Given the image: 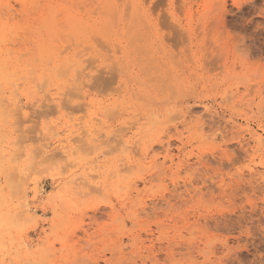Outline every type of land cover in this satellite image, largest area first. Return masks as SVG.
<instances>
[{
    "label": "rangeland",
    "instance_id": "374dc122",
    "mask_svg": "<svg viewBox=\"0 0 264 264\" xmlns=\"http://www.w3.org/2000/svg\"><path fill=\"white\" fill-rule=\"evenodd\" d=\"M0 32V264H264V0H0Z\"/></svg>",
    "mask_w": 264,
    "mask_h": 264
},
{
    "label": "bare ground",
    "instance_id": "6f19581e",
    "mask_svg": "<svg viewBox=\"0 0 264 264\" xmlns=\"http://www.w3.org/2000/svg\"><path fill=\"white\" fill-rule=\"evenodd\" d=\"M4 26V25H3ZM7 26V25H6ZM6 28V27H5ZM2 29V28H1ZM2 35H5V32H0V37L2 36ZM2 38V37H1ZM1 48V47H0ZM5 48V47H4ZM14 62V61H13ZM7 65V64H6ZM14 67V66H13ZM2 68V67H1ZM6 75V74H5ZM10 105V104H9ZM16 105V104H15ZM7 114V113H6ZM9 114V113H8ZM10 127V126H9ZM92 137V136H91ZM90 137V138H91ZM93 138V137H92ZM90 140V139H89ZM22 141H24V140H21V142ZM31 152V151H30ZM15 154V153H14ZM21 154V153H20ZM30 154V153H29ZM49 155V154H48ZM1 156V155H0ZM18 157H19V155H18ZM51 157V156H50ZM165 157V156H164ZM12 158H14V157H12ZM32 158H33V156H32ZM53 158V157H52ZM0 159H1V157H0ZM2 159H3V157H2ZM57 159V158H56ZM165 159V158H164ZM1 161V160H0ZM2 163V161L0 162V164ZM5 166V165H4ZM4 168V167H3ZM121 169V168H120ZM118 170V169H117ZM9 171V170H8ZM7 170H6V172H8ZM11 172V171H10ZM13 173H14V175H16L15 174V172L14 171H12ZM9 173V172H8ZM7 173V174H8ZM7 174H6V176H7ZM11 174V173H10ZM9 175V174H8ZM95 175V174H94ZM21 177V176H20ZM84 178V177H83ZM84 179H86V178H84ZM86 180H88V183H89V179H86ZM79 181V180H78ZM87 182V181H86ZM85 183V181L82 183V185ZM91 183V182H90ZM87 185V184H86ZM90 185V184H89ZM89 185H87L88 187H89ZM79 188L80 187H82V186H80L79 184L77 185ZM0 199H2V198H0ZM1 205V204H0ZM3 205V204H2ZM5 220L2 218V217H0V225H4L6 222H4ZM1 238V237H0ZM3 246V245H2ZM9 247V246H8ZM52 248V247H51ZM49 249V248H48ZM53 249V248H52Z\"/></svg>",
    "mask_w": 264,
    "mask_h": 264
}]
</instances>
